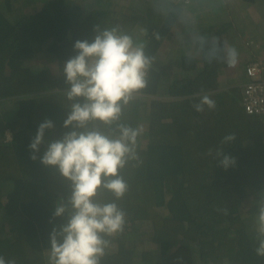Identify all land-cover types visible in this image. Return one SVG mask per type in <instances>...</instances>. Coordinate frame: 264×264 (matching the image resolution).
Segmentation results:
<instances>
[{"label":"trees","instance_id":"16d2710c","mask_svg":"<svg viewBox=\"0 0 264 264\" xmlns=\"http://www.w3.org/2000/svg\"><path fill=\"white\" fill-rule=\"evenodd\" d=\"M143 1L117 12L101 0H41L28 10L0 0V99L13 100L10 110H0V255L6 259L48 264L49 233L67 218L49 223L68 185L32 161L28 148L45 118L56 124L46 140L65 131V85L61 74L30 63L43 54L63 63L74 54V41L91 40L98 25L119 28L135 42L134 28L142 27L145 53L154 57L148 86L121 116L120 122L144 129L138 141L142 163L121 170L129 190L117 203L127 213L126 225L109 238L101 264H264L253 245L254 202L264 191V122L244 111L239 86L218 87L221 66L224 73L237 69L236 58H225L227 39L243 37L236 27L244 20L253 26L264 20L258 13L264 0H225L241 14L208 25L195 48L176 57L164 56L170 29L187 19L183 12L202 8L204 0ZM244 2L253 7L251 13ZM202 95L215 100L214 110H194ZM98 127L106 135L118 134L115 124ZM7 129L11 140L2 142ZM229 133L236 141L223 147L237 164L225 171L207 152ZM99 199L114 197L102 190Z\"/></svg>","mask_w":264,"mask_h":264},{"label":"clouds","instance_id":"9594fccd","mask_svg":"<svg viewBox=\"0 0 264 264\" xmlns=\"http://www.w3.org/2000/svg\"><path fill=\"white\" fill-rule=\"evenodd\" d=\"M93 30L95 35L91 40L74 41V54L58 68L65 85L62 95L67 112L61 125L65 131L58 138L46 140V132L54 130L56 124L45 118L28 145L30 159L62 177L69 189L66 197L55 202L49 220L52 223L67 214L66 222L54 226L49 233L48 264H101L110 246L109 238L122 233L126 225L127 213L117 203L129 190L121 170L142 163L138 141L143 127L120 121L135 94L148 86L154 57L146 55L143 43H136L119 28L100 29L96 25ZM243 77L232 84L240 87V99L245 73ZM192 107L203 113L214 110L216 102L202 95ZM256 116L264 122L263 117ZM100 124H115L118 134H104L99 130ZM6 132L11 134L7 129L2 142H8L4 140ZM235 141L236 134L229 133L222 138L220 146L207 152L216 160V166L225 171L235 167L237 159L223 146ZM102 190L111 193L114 199L101 202ZM254 206V251L264 257V191L258 194ZM221 211L228 214L227 208ZM0 264H17V261L0 255Z\"/></svg>","mask_w":264,"mask_h":264},{"label":"crops","instance_id":"0c3cea01","mask_svg":"<svg viewBox=\"0 0 264 264\" xmlns=\"http://www.w3.org/2000/svg\"><path fill=\"white\" fill-rule=\"evenodd\" d=\"M150 1V0H149ZM177 2L178 0H172ZM228 2V0H227ZM227 2L225 0H204L202 4V8L198 9V6L195 10H199V12H196L194 15H191L188 12H183L185 15L186 13L190 14V16H186L187 19L178 22L177 24L175 23L172 28L170 29V33L168 35V42L166 43V52L165 55H169L172 57L178 56L180 53L184 52L186 53L188 49L195 48L197 45V40H200L202 37L201 34L202 32L206 29V27L210 24L217 23L219 21H224L232 17H237L241 12H238V8L235 7L234 9H224V6L227 7ZM236 0H230V3H235ZM225 4V5H224ZM259 4V14H264V6L260 2ZM242 5L251 13L253 10V7L246 6L245 2L242 3ZM110 6V5H108ZM189 7V6H188ZM255 9V8H254ZM186 11V10H185ZM256 14V13H255ZM244 27V29H242ZM254 26L252 23L249 21H243V25L240 26V28L245 32V34H250L251 30ZM237 29H240L236 27ZM134 31L137 34V40L136 43H143L146 38H145V31L142 27L140 26H135ZM255 33L258 31L256 30V27H254ZM253 37L252 35H249ZM250 37V38H251ZM264 37V36H263ZM249 39V37L247 38ZM252 40V39H250ZM245 42L244 37L241 35H238V38L236 37H229L227 39V45H228V53H227V47L225 45V58H236L239 62V64L242 62V54H240L239 48L240 46ZM233 50H235V55H233ZM261 52L263 50L264 54V47L260 49ZM256 53V51L254 50ZM183 53V54H184ZM253 57L257 55L251 54ZM248 55L246 54V57ZM245 57V58H246ZM31 67L33 69L39 70L43 68H51L52 72L55 73L56 75H59L60 72L58 71V68L63 65V63L55 60L53 57H48L46 55H42L39 58L37 57L36 59L32 60L30 63ZM219 69V79H218V86L219 87H224V79L221 78V75H224L222 71ZM243 73L241 75L239 74L238 76V81L243 79ZM228 84V83H226ZM228 87L227 85H225ZM4 104L0 103V110H2L5 106H2Z\"/></svg>","mask_w":264,"mask_h":264},{"label":"rangeland","instance_id":"374dc122","mask_svg":"<svg viewBox=\"0 0 264 264\" xmlns=\"http://www.w3.org/2000/svg\"><path fill=\"white\" fill-rule=\"evenodd\" d=\"M102 3H106L107 7L114 9V11L117 12H121L123 10H125L129 5L135 4V5H140L143 4V0H101ZM180 1V0H178ZM11 4H13L14 6V10H17L21 7H23L24 5V10H28L33 8V6H39L41 3V0H10ZM187 2V1H185ZM85 3V2H84ZM184 3V1H183ZM110 5V6H108ZM201 5V4H199ZM228 8V7H227ZM196 12H199V10H195L192 11V13H190L191 15H194ZM116 14V13H115ZM190 14L186 13L184 16H190ZM256 29L259 31V35H257L254 31V27L251 30V35L253 37V45H251L249 48L245 47L244 44L241 45V49L240 51H238L240 54H242V62L239 64L238 60L236 59L237 65V69L235 71H230L228 73H224L223 71H226V67L223 65L221 66V70L223 72L224 75H222L224 82L228 83V84H234L238 81V76L239 74L241 75V73H245V64L248 60L252 59L253 55H257V58L262 59L264 61V54H263V50L261 52L260 49H262L264 47V39L262 37V34H264V20L259 22L258 24L255 25ZM241 29V28H240ZM244 29V27L242 28ZM206 33L207 29H205L202 33ZM244 40H246L248 38V34H244L243 35ZM256 42H261L262 46H258L255 48V43ZM227 47V53H228V45L226 44ZM254 50L256 51V53L254 52ZM246 54L248 55L246 57ZM246 57V58H245ZM51 69V68H50ZM52 70V69H51ZM227 72V71H226ZM13 100H8V99H0V103L2 104H6L5 107L2 110H7V109H11L13 104L11 103ZM4 106V105H2ZM246 202L242 203L241 207L244 209L246 208ZM48 254H46V259H47Z\"/></svg>","mask_w":264,"mask_h":264},{"label":"built area","instance_id":"2783aa9c","mask_svg":"<svg viewBox=\"0 0 264 264\" xmlns=\"http://www.w3.org/2000/svg\"><path fill=\"white\" fill-rule=\"evenodd\" d=\"M247 45H253V40H249ZM245 77L241 91V104L246 113L264 118V61L257 56L248 60L245 64ZM4 140H11L9 132L5 133Z\"/></svg>","mask_w":264,"mask_h":264}]
</instances>
